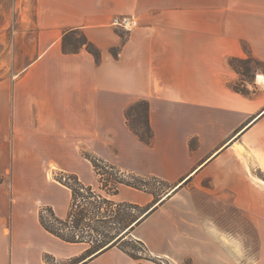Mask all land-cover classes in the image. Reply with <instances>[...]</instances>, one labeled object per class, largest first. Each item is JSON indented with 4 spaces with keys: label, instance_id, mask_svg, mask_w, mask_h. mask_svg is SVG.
Instances as JSON below:
<instances>
[{
    "label": "crops",
    "instance_id": "0c3cea01",
    "mask_svg": "<svg viewBox=\"0 0 264 264\" xmlns=\"http://www.w3.org/2000/svg\"><path fill=\"white\" fill-rule=\"evenodd\" d=\"M125 13L139 26L112 25ZM73 30L100 49L99 60L85 48L63 50ZM11 55L12 73L0 78V264H237L222 238L198 233L196 218L181 221L175 208L184 183L206 177L251 214L253 264H264V180L254 173L264 174V73L245 95L232 88L239 73L230 65L249 56L264 63V0H34L33 33L16 39ZM142 100L150 143L126 116ZM92 160L179 186L158 201L130 185L112 191ZM59 176H76L95 201L153 205L127 222L119 243L89 255L88 243L40 222L45 208L66 219L81 204ZM127 238L145 243L146 256L123 249Z\"/></svg>",
    "mask_w": 264,
    "mask_h": 264
},
{
    "label": "rangeland",
    "instance_id": "374dc122",
    "mask_svg": "<svg viewBox=\"0 0 264 264\" xmlns=\"http://www.w3.org/2000/svg\"><path fill=\"white\" fill-rule=\"evenodd\" d=\"M2 8L5 27L3 32L0 33V53L3 52L0 55V78L12 73L11 49L13 42L18 38H22L23 35L27 36L33 33L34 0H5ZM72 37L82 40L79 31L72 34ZM236 66L243 74L239 75V78L232 82L231 86L242 89L244 88L243 82L247 84V81H251L255 72L264 73L263 64L256 65L250 60L236 61ZM248 88L251 90L249 86ZM139 102L128 109L130 116L128 123L137 132L145 133L146 108L145 105ZM94 161L97 164L96 168H98L99 173L102 174L100 177L101 183L110 190L122 184L118 181L124 180L137 185L139 189H147L149 192L154 193L155 201H158L178 183L169 184L157 178L124 176L114 169L106 167L104 163ZM254 173H257V178L264 180V174L261 171H255ZM58 179L73 186L77 190L75 202L79 200V203L84 204V206L80 204L82 207L78 209L73 220L76 224L79 223V226L75 228L74 222L60 225L52 219L47 210L42 211L48 222H52L55 227H61L63 233L69 236L77 235L86 240L103 239L104 235L113 234L116 230L115 227L121 226L119 221H135L153 205L149 204L144 207L127 204L125 206L113 205V202L107 198L95 201L89 191L80 189L75 179L67 177L64 180L60 176ZM211 188V178L207 177L198 181V185L184 183L175 197L177 202L175 208L179 209L178 216L180 220L183 221L189 216L195 217L197 222L195 227L198 233L200 228H203L206 233L215 232L217 238H222L224 248L228 249L229 255L234 260H237V264H253L258 254L259 240L251 214L236 205L233 192H215ZM102 232L105 234H102ZM124 236L125 234L119 232L110 243L118 241ZM122 246L135 256L145 257L147 254L145 243L135 239H125ZM183 264H190V260L185 259Z\"/></svg>",
    "mask_w": 264,
    "mask_h": 264
},
{
    "label": "trees",
    "instance_id": "16d2710c",
    "mask_svg": "<svg viewBox=\"0 0 264 264\" xmlns=\"http://www.w3.org/2000/svg\"><path fill=\"white\" fill-rule=\"evenodd\" d=\"M74 33H77V31H74L73 30V31H69V32H67L65 34V36L63 38V50L65 52L73 53V52H78L81 49L85 48L90 53H92L97 60H99L100 57H101V51H100V49L93 42H91L87 38V36L85 35V33L81 32L82 40H79L77 37H72V34H74ZM245 60H250L251 62H254L256 65H262V64L264 65L263 62L257 60L253 56H249L248 58H237V57H233V58L230 59V65L232 66V68L237 73H239V75H241L243 73L236 66V61H245ZM253 77H254V75H253ZM247 82H250V81H247ZM243 86H244L243 89L240 88V87H236V86H232V88L235 91H237V92H240V93L245 94V95H249L250 94V90H249L248 86L246 85V82H243ZM139 103H141L142 105H145V108H146V132L145 133H139L136 130H134V129L133 130L135 131V133L140 137V139L143 142L150 143L151 138L153 136V132H152V128H151L150 123H149V116H148L149 104L145 100H142ZM126 116H127V120L129 121V119H130L129 111H127ZM92 162L94 163L95 166L97 165V164H95V161L94 160H92ZM71 178H73V179L76 180V182H77V184L79 185L80 188L82 187L81 182L78 180V178L76 176L71 177ZM118 182L119 183H122V184H126V185H130V186L139 188L137 185H135L133 183H130V182H127V181H124V180L123 181L121 180V181H118ZM69 186L72 188V190L74 192V196H75V193H77V190L73 186H71V185H69ZM78 209H81L80 206L77 205L76 203H74V205H73V207L71 209V212H70L68 218H66V219H60V218H58L54 214V212H53V210L51 208H45V209H43V211H46L47 210L50 213L52 219L55 222H57L58 224H60V225H67L69 223H73L74 222L73 220H74V218L77 215ZM43 211H41V214H40V222L45 227V229H47L49 232L53 233L57 237L65 240V241H68V242H86V243H88L89 244V248L87 250V253L89 255H93V256H95V255L103 252L107 248L112 247V246L116 245L117 243H119V241H121L122 238H120L118 241H114L112 243H110V242H111V240H113L119 234V232H121L125 227L128 226L127 225V221H124V222H120L119 221V223H121V226H119L117 228L115 227L116 230L113 232V234H106V235H104V238L103 239L86 240V239L81 238V237H79L77 235L76 236H69V235L63 233L61 227H55L52 224V222H48L45 219V217L43 216ZM79 211H81V210H79ZM73 224H74V227L75 228H77L79 226V223L76 224L74 222ZM102 234H105V233L102 232ZM123 249H125L132 257H135V258L139 257V256H135L132 252H130L129 250H127V248L123 247Z\"/></svg>",
    "mask_w": 264,
    "mask_h": 264
},
{
    "label": "built area",
    "instance_id": "2783aa9c",
    "mask_svg": "<svg viewBox=\"0 0 264 264\" xmlns=\"http://www.w3.org/2000/svg\"><path fill=\"white\" fill-rule=\"evenodd\" d=\"M112 25L130 31L139 26V20L132 14H118L113 17Z\"/></svg>",
    "mask_w": 264,
    "mask_h": 264
},
{
    "label": "water",
    "instance_id": "95a60500",
    "mask_svg": "<svg viewBox=\"0 0 264 264\" xmlns=\"http://www.w3.org/2000/svg\"><path fill=\"white\" fill-rule=\"evenodd\" d=\"M178 186H179V184H177L174 188H176V187H178ZM172 190H173V189H172ZM172 190H171V191H172ZM171 191H169L167 194H169ZM167 194H166V195H167Z\"/></svg>",
    "mask_w": 264,
    "mask_h": 264
},
{
    "label": "bare ground",
    "instance_id": "6f19581e",
    "mask_svg": "<svg viewBox=\"0 0 264 264\" xmlns=\"http://www.w3.org/2000/svg\"><path fill=\"white\" fill-rule=\"evenodd\" d=\"M249 124H250V123H249ZM176 188H177V187H176ZM176 188H175V189H176ZM170 194H171V193H170ZM168 195H169V194H168ZM166 197H167V196H166ZM164 198H165V197H164Z\"/></svg>",
    "mask_w": 264,
    "mask_h": 264
},
{
    "label": "snow or ice",
    "instance_id": "6c2138e0",
    "mask_svg": "<svg viewBox=\"0 0 264 264\" xmlns=\"http://www.w3.org/2000/svg\"><path fill=\"white\" fill-rule=\"evenodd\" d=\"M261 79H264V77H262Z\"/></svg>",
    "mask_w": 264,
    "mask_h": 264
}]
</instances>
